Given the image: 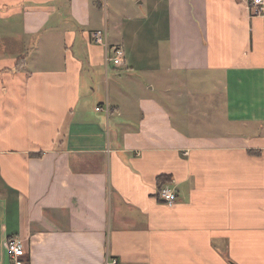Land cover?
<instances>
[{
    "label": "crops",
    "instance_id": "obj_1",
    "mask_svg": "<svg viewBox=\"0 0 264 264\" xmlns=\"http://www.w3.org/2000/svg\"><path fill=\"white\" fill-rule=\"evenodd\" d=\"M250 4L0 0V264L12 236L27 264H264V14ZM98 29L124 65L106 63Z\"/></svg>",
    "mask_w": 264,
    "mask_h": 264
},
{
    "label": "built area",
    "instance_id": "obj_2",
    "mask_svg": "<svg viewBox=\"0 0 264 264\" xmlns=\"http://www.w3.org/2000/svg\"><path fill=\"white\" fill-rule=\"evenodd\" d=\"M251 12L253 15L264 14V0H251ZM92 40L96 44L103 45L106 49V63L115 66L124 65L125 51L122 45H116L111 48L107 42V31L98 29L93 31ZM101 108L98 107L97 110ZM171 182L162 185L158 191L159 199L168 206H174L177 202V193ZM8 251L13 264H27L26 244L19 236H12L8 239ZM108 264H117L116 259H109Z\"/></svg>",
    "mask_w": 264,
    "mask_h": 264
},
{
    "label": "trees",
    "instance_id": "obj_3",
    "mask_svg": "<svg viewBox=\"0 0 264 264\" xmlns=\"http://www.w3.org/2000/svg\"><path fill=\"white\" fill-rule=\"evenodd\" d=\"M171 180H172V178H171L169 175H162V176H159V178H158L159 188H160L162 185H164V184L170 182Z\"/></svg>",
    "mask_w": 264,
    "mask_h": 264
}]
</instances>
